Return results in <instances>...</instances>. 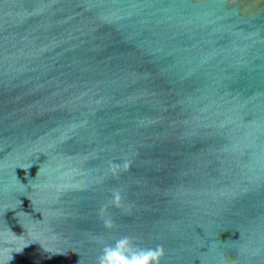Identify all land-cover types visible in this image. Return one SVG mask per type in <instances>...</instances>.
<instances>
[{
  "label": "water",
  "instance_id": "obj_1",
  "mask_svg": "<svg viewBox=\"0 0 264 264\" xmlns=\"http://www.w3.org/2000/svg\"><path fill=\"white\" fill-rule=\"evenodd\" d=\"M132 260L264 264V0H0V264Z\"/></svg>",
  "mask_w": 264,
  "mask_h": 264
},
{
  "label": "snow or ice",
  "instance_id": "obj_2",
  "mask_svg": "<svg viewBox=\"0 0 264 264\" xmlns=\"http://www.w3.org/2000/svg\"><path fill=\"white\" fill-rule=\"evenodd\" d=\"M117 199H118V196H117ZM113 255H116V253H113ZM131 264H144V261L143 260H140V261L132 260Z\"/></svg>",
  "mask_w": 264,
  "mask_h": 264
}]
</instances>
